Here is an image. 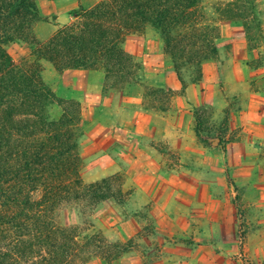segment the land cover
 <instances>
[{
  "label": "trees",
  "instance_id": "trees-1",
  "mask_svg": "<svg viewBox=\"0 0 264 264\" xmlns=\"http://www.w3.org/2000/svg\"><path fill=\"white\" fill-rule=\"evenodd\" d=\"M200 2L100 0L75 9V22L39 41L32 31L36 0H0V264H82L94 255L92 236L80 244L77 227L60 225L55 214L65 201L92 206L113 198L111 178L88 184L80 178L79 102L58 97L56 85L66 69H102L107 82H128L131 58L121 44L146 25L163 40L183 88L182 68H194L192 81L199 80L201 62L216 55L219 38L217 24L200 21ZM254 9L250 1L245 12ZM12 41L30 47L20 63L5 48ZM52 104L61 108L57 118L47 114ZM192 115L196 136L208 145L213 135L204 109L193 107ZM127 247L115 243L105 256Z\"/></svg>",
  "mask_w": 264,
  "mask_h": 264
},
{
  "label": "rangeland",
  "instance_id": "rangeland-1",
  "mask_svg": "<svg viewBox=\"0 0 264 264\" xmlns=\"http://www.w3.org/2000/svg\"><path fill=\"white\" fill-rule=\"evenodd\" d=\"M250 1L255 7L254 13L245 12ZM198 11L202 23L217 24L219 28L216 55L201 62V75L202 63L205 61L217 62L221 72L214 76V82L219 83L216 87V90H219L218 94L209 97L198 106H192V110L193 107L204 109V116L209 121L210 134L213 135V138H209L208 145L198 137L197 143L207 148L217 146L223 152L227 167L225 171L227 186H221L217 174L211 172L212 182H217V188L213 191V195L218 196L215 203H194L185 196H179L178 201L167 200L160 204L149 201L143 204L135 197L131 198L133 187L127 184L126 173L88 171L89 162L80 154L77 146L80 178L88 184L110 177L109 193L113 195V198L101 200L92 206L85 200L65 201L56 211L55 219L60 225L77 227L80 244L92 236L93 244L89 248L95 250L94 255L82 264H98L99 259L105 264H112L113 260L125 252H131L126 255L127 259L114 264H141L142 256L146 258L147 264L153 261L154 256L172 262L167 259L169 252H163L170 250L172 245H177L183 253L192 246L196 249L198 245L208 242L214 251L212 264H264V0H201ZM235 13L239 16L236 17ZM76 20L74 18L71 22ZM147 27L154 29L151 25H146L140 33L126 34L121 44L122 49L131 58L130 80L126 84L105 80V85L122 88L132 81L144 84L145 93L164 108L171 101L174 90L169 86L156 87L155 84L161 85L159 83L149 85L143 75L141 60L124 47L127 37L143 36ZM155 33L159 36L157 31ZM5 48L16 63L29 57L30 47L26 42H8ZM162 52L172 62V59ZM180 72L185 84L189 80L192 81L194 68L187 66ZM57 86L58 83L55 94L60 97L56 92ZM183 89L181 84V90ZM250 100L258 105L260 112H247L244 118L241 109ZM213 102L214 104L210 105ZM79 110V122L75 127L78 141L79 136L83 134L80 104ZM60 112L61 108L57 104L49 105L47 108V114L51 118H57ZM242 116L248 122L247 131H243L245 128L238 125ZM240 136L247 139L244 147L248 148L250 153L236 156L234 148L227 146ZM209 159L211 163L215 162L212 157ZM197 163L190 174H197L199 180L203 181L209 171L201 163ZM94 178L96 179L93 180ZM197 190L200 194L196 200L205 192L204 187ZM109 201L119 204L123 213L138 217L139 231L125 242L118 241L112 227L107 226L109 222L106 214H109L107 205L104 204L105 208L95 211L99 203ZM174 216L178 217L177 227L171 221ZM169 222L174 226L169 227ZM158 228H163L164 231L159 234ZM176 228L180 233H177ZM115 243H119L121 247L126 245L128 247L108 260L105 254L114 252L111 245ZM198 254L202 255V252ZM197 263L201 264L200 262L195 264Z\"/></svg>",
  "mask_w": 264,
  "mask_h": 264
},
{
  "label": "crops",
  "instance_id": "crops-1",
  "mask_svg": "<svg viewBox=\"0 0 264 264\" xmlns=\"http://www.w3.org/2000/svg\"><path fill=\"white\" fill-rule=\"evenodd\" d=\"M98 1L36 0L39 19L32 27L33 34L39 41L47 40L59 27L69 24L75 18V9L80 6L89 7ZM145 31L143 36L127 37L124 47L141 60L143 75L149 85L159 83L161 85L155 84L156 87L163 85L174 90L171 101L165 106L166 109L161 107L152 101L153 97L145 93L144 84L134 81L122 88L108 87L102 69L63 71L56 92L60 97L75 99L80 104V123L83 129L78 141L80 154L88 160L87 169L92 173H126L127 184L133 187L131 198L135 197L143 204L149 201L155 204L167 200L178 201L179 196H185L194 203H215L218 196L213 195V191L217 188V182H212L211 172L217 174L221 186H227L224 154L217 146L207 148L197 143L199 140L193 130L191 113L192 106H198L218 94L216 87L219 83L214 82V76L217 72L220 74L221 68L217 62H203L201 78L187 81L181 90V82L172 62L162 52L163 41L151 27ZM147 98L150 99L146 101ZM247 112L259 113L260 110L250 100L241 109L244 118ZM238 125L245 128L243 131L249 130L243 116ZM246 142L243 136L236 137L227 148L231 146L236 156H243L250 153L244 147ZM210 157L215 162L211 163ZM197 162L209 171L203 181L199 180L197 174H190ZM200 187H204L205 192L196 200L200 194L197 189ZM104 204L110 214L106 213L109 220L107 226L112 227L118 241L125 242L139 231L138 217L120 211L119 204L110 201L99 203L95 211L105 208ZM177 218H171L175 227ZM173 224L169 222L168 226ZM176 230L180 233V230ZM158 231L161 234L164 229L158 228ZM171 247L163 252H169L167 259L173 263L154 256L148 264H212L214 251L209 242L198 245L196 249L192 246L183 253L177 245ZM200 252L202 255L198 254ZM130 253L125 252L113 260L112 264L126 260V255ZM140 260L141 264H147L143 256ZM97 263L105 264L102 259Z\"/></svg>",
  "mask_w": 264,
  "mask_h": 264
}]
</instances>
